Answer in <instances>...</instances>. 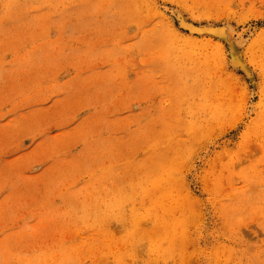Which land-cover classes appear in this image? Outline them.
<instances>
[{
  "label": "rangeland",
  "instance_id": "1",
  "mask_svg": "<svg viewBox=\"0 0 264 264\" xmlns=\"http://www.w3.org/2000/svg\"><path fill=\"white\" fill-rule=\"evenodd\" d=\"M0 264H264V0H0Z\"/></svg>",
  "mask_w": 264,
  "mask_h": 264
},
{
  "label": "bare ground",
  "instance_id": "2",
  "mask_svg": "<svg viewBox=\"0 0 264 264\" xmlns=\"http://www.w3.org/2000/svg\"><path fill=\"white\" fill-rule=\"evenodd\" d=\"M177 18H178V20H179V25H180V27H185L186 29L188 28V29H190V30H192V31H195V32H198V33H200V32H207L208 30H211L212 32H213V34H215L216 35V33L217 32H221L222 31V33L224 34L223 35V37H225V33H224V31L225 32H227V29L226 28H223V30H217V29H214V28H212L211 26V28H205L204 26V28H198V26H194V25H192V24H190V23H188V22H186V19L183 17V15L181 14V13H177ZM192 23V22H191ZM182 24V25H181ZM199 27H202V26H199ZM228 28V27H227ZM193 34V32L192 33H190L189 35H192ZM222 37V38H223ZM212 39V38H211ZM218 43H222L223 44V42H221V41H219L218 40ZM236 44H238L237 46H239L240 47V45H239V43L238 42H232L231 44H230V47H232V52L234 53H232V55H233V57L234 58H232V64L235 66V65H239L240 66V64H244L245 66L243 67L244 69H245V71H247V75H246V79L248 80V83H250L251 85H254L255 84V81H254V78H253V74H252V70L250 69V67H249V65H248V63H246L245 61H244V59H243V57H242V53L241 52H239V53H237V47H236ZM240 51V50H239ZM230 52V51H229ZM244 54V53H243ZM229 56V54L227 53V57ZM240 56V57H239ZM231 58H229L228 57V63L229 64H231V62L229 61ZM237 67V66H236ZM235 67V68H236ZM234 68V69H235ZM239 68V67H238ZM238 68H236V70L238 69ZM239 70V69H238ZM249 85V84H248Z\"/></svg>",
  "mask_w": 264,
  "mask_h": 264
},
{
  "label": "water",
  "instance_id": "3",
  "mask_svg": "<svg viewBox=\"0 0 264 264\" xmlns=\"http://www.w3.org/2000/svg\"><path fill=\"white\" fill-rule=\"evenodd\" d=\"M207 32L213 34V32H212L211 30H208ZM216 35L223 36L224 34H223L222 31H221V32H217Z\"/></svg>",
  "mask_w": 264,
  "mask_h": 264
}]
</instances>
